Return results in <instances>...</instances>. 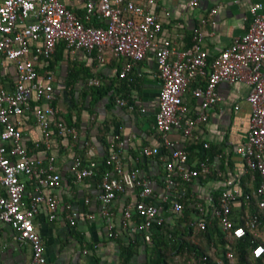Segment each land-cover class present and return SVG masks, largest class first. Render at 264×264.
<instances>
[{"label":"built area","instance_id":"obj_1","mask_svg":"<svg viewBox=\"0 0 264 264\" xmlns=\"http://www.w3.org/2000/svg\"><path fill=\"white\" fill-rule=\"evenodd\" d=\"M159 0H89L85 4V18L97 17L105 25L96 27L82 22L77 15L69 11L58 0H0V63L6 59L13 63L16 79L11 92L0 87V222L8 225L17 239L31 247V259L28 264H46L43 245L36 231L33 219L40 205L47 209V219L53 221L58 213L56 195L45 197L41 189H55L60 185L61 177L54 170V157L47 155L45 162L28 155L22 144V136L11 116L21 115L33 99L37 105L33 115L41 132L42 144L46 151L51 148L52 128L58 134L75 139L74 127L65 126L56 119L57 111L52 107V75L38 74L36 64L50 59L56 43L61 41L70 51H95L102 60L103 53L114 57H125L128 63L119 74L122 78L133 64L143 59L146 51L154 54L161 86L158 91L157 112L154 116V128L161 141L172 148L167 134L179 129L185 138H191L193 130L207 120L209 107L220 100L216 87L220 83L245 82L248 87L246 102L250 107L249 126L245 141L235 147V154L245 168L258 177V186L251 193L256 198L257 212L241 217L242 224L233 225L229 214L231 206L239 205L242 190L234 179L224 181L217 206H213L208 197L204 209L196 208L200 216L208 212L218 220L220 232L225 238L252 237L250 256L254 259L264 255V14L261 13L260 0H246L250 21L246 32L236 38L230 46L211 56L199 45V35L193 37L192 45L176 50L170 39L160 36L162 24L154 12ZM197 0H189V6H195ZM164 17L169 12L163 11ZM204 81L203 86L192 90V96L198 100L195 115L185 121L182 95L188 85L196 80ZM89 86H98L97 79H88ZM119 106L125 101L119 99ZM206 147V145H205ZM123 143L116 145L105 164L108 172L100 184V215H110V205L118 195L128 188L139 187V199L122 208L119 228L108 220L105 224V237L115 239L122 231L142 233V239L149 241L148 228L154 221H160L161 205L149 202L153 196L151 181L142 177L138 168L128 169L121 155ZM159 153L156 147L143 146L139 155L147 158ZM187 153L182 149L171 150V159L165 164L163 178L166 195L164 203L172 198L169 211L179 215L182 205L178 202L185 196L181 183L190 184L198 177L205 179L210 173L206 161L189 167ZM95 163H84L78 156L71 164L74 182L94 176ZM25 177L36 182L35 193L30 196L28 205L22 202ZM86 198L84 203H89ZM136 214L141 223L133 219ZM93 219V215L86 216ZM201 218V217H200ZM195 217V225L203 229L205 221ZM78 213L67 207L66 220L74 227ZM86 251H84L85 253ZM225 258L232 263L233 256L226 253ZM1 264V263H0ZM188 264V263H187ZM216 264H222L217 261Z\"/></svg>","mask_w":264,"mask_h":264},{"label":"crops","instance_id":"obj_2","mask_svg":"<svg viewBox=\"0 0 264 264\" xmlns=\"http://www.w3.org/2000/svg\"><path fill=\"white\" fill-rule=\"evenodd\" d=\"M58 1L82 22L96 27L105 25L95 16L86 20L85 4L89 0ZM260 2L261 13L264 14V0ZM164 10L169 12V16L164 17ZM154 12L161 20L160 36L170 39L176 50L189 48L193 37L199 35V45L211 56L218 54L243 35L250 21L246 0H197L195 6H189V0H159ZM62 45L59 44V47ZM59 47L50 59L36 64L38 74L52 75L53 92L50 105L56 109L59 118L66 119L71 113L74 119L76 113L71 110L72 104L69 100L72 98L78 101L81 98L82 92L89 86L88 79H97L104 95L91 109L88 108L90 97L85 98V106L78 116L79 130L73 140L74 144L67 145L64 142L59 151L57 148L51 152V148L46 151L41 143V132L33 109L45 103H37L31 99L28 108L21 115L11 116L10 120L20 131L22 144L28 155L42 163L47 155L53 156L54 170L61 177L60 185L55 189H41L45 197L53 194L57 196L59 208L56 219L49 221L46 206L41 204L33 224L41 238L46 264H118L119 246L105 237V224L110 220L119 228L122 208L135 200V188H128L118 195L110 205V215L106 218L100 215L98 196L101 182H96L93 177L85 178L79 183L74 182L70 168L75 157L74 150L82 154L84 163L98 162L101 159L105 149L101 142L97 141L95 134L99 125L106 124L107 141L120 140L123 143L121 155L126 167L138 168L141 175L150 177L154 192L151 200L154 199L161 207L165 204L163 197L166 192L161 188V183H158L164 173V164L160 156L161 139L154 128L157 96L161 86L154 54L148 49L143 59L133 64L131 70L120 78V72L128 63L125 57H114L106 51L100 60L95 51L88 54L81 50L70 51L65 45ZM71 69L77 71L78 80L73 85L72 96H69L64 89ZM15 79L13 63L2 59L0 87L11 92ZM203 85L204 81L198 79L190 83L184 91L181 113L183 121L195 115L198 100L192 96V90ZM216 91L220 100L209 107L207 120L193 130L191 138L183 137L179 129H173L167 134L171 149H183L186 141L192 140L196 142L195 146L198 147L200 155H206L204 161L208 164L212 177L194 179L186 185L190 189L191 199L205 205L211 194L220 192L225 180L233 178L240 189V184L254 188L256 175L247 170L235 154V147L245 141L249 126L250 107L245 100L248 87L245 82L220 83ZM119 99L125 101V106L118 105ZM91 122L95 123L91 132V146L84 148L86 131ZM50 144L55 147L52 138ZM143 146L158 148L157 159L154 156H140L139 151ZM198 150H193L192 164L199 161L196 155ZM132 153L140 157V166H137L131 157ZM21 180L25 185L22 202L28 205L30 196L35 193L36 182L25 177ZM181 186H184L183 183ZM86 198L90 200L87 204L84 203ZM67 207L78 213L74 228L81 233V242L71 234L73 227L69 226L66 220ZM167 208L163 214L169 212L170 209ZM89 214L93 215V219H87ZM123 239L126 240L125 236ZM31 254L30 245L19 241L11 228L0 222V263L28 264ZM145 259V255L140 251L129 264H145Z\"/></svg>","mask_w":264,"mask_h":264},{"label":"trees","instance_id":"obj_3","mask_svg":"<svg viewBox=\"0 0 264 264\" xmlns=\"http://www.w3.org/2000/svg\"><path fill=\"white\" fill-rule=\"evenodd\" d=\"M59 44H63V42L59 41L56 43L55 49L59 47ZM62 45V46H63ZM62 46H60L62 48ZM59 47V48H60ZM77 71L75 69H71L68 75V79L65 82V91L69 96H72V89L74 83L78 80ZM104 95L103 88L101 86L93 87L87 86L86 90L82 92L81 98L78 101H74L70 98V102L72 104V111H75L76 115L73 116L71 113L69 117L66 119H60L59 115H56V119H60L65 126L74 127L76 132L78 129V116L79 112L84 108L85 98L87 96L90 97V102L88 104V108L91 109L93 105L98 102ZM54 102L52 105L54 106ZM95 126L94 122H91L88 130L86 131V145L84 148L91 146L90 138L93 127ZM108 127L106 124H101L98 126L97 134L95 137L97 141L101 142L104 146V155L98 162L92 161L95 163L94 168V176L96 182H101L104 175L108 172V166L105 164V160L108 154L111 151L116 150V145L120 142V140H112L108 142L106 139V135ZM78 135V132H77ZM52 142L55 146L51 147V151L57 148L59 151L66 142L67 145L74 144L75 139L71 137H64L58 134V130L52 128ZM161 146V155L164 164V173L158 183H161V188H164L163 178L165 175V164L171 159V148L163 145V142L160 141ZM196 142L192 140L186 141L182 150L187 153V162L186 164L191 166H196L198 162L204 161L206 155H200L198 147L195 146ZM52 145V146H53ZM193 150H198L196 155L199 160L196 164H192V156ZM83 152L85 149L82 150ZM154 155V157H158ZM74 156H78L83 161V156L81 153H78L74 150ZM131 157L136 161V165L140 166V157L136 155V153H132ZM153 157V156H151ZM149 158V157H147ZM84 162V161H83ZM133 169V168H129ZM142 177H145L141 175ZM212 174L207 176V179L211 178ZM148 180L151 181L150 177ZM198 177L197 179H199ZM254 188H247L244 184H240L242 188V196L240 198L239 205L231 206L230 210V220L232 224L238 225L242 224L241 217L245 212L247 213H255L257 212L256 206V198L252 196V192L258 186V177L255 175ZM201 179V178H200ZM184 186L182 188L185 189V196L182 199H179L178 202L182 205V210L179 215H175L170 211L168 213L163 214L168 210L167 207L172 203V198L169 197V201L162 205V209L160 210L161 219L160 221H154L151 226L148 228L149 241L145 242L142 239V233H133L128 231H123L119 233L118 237L115 239H110L114 241L119 246V255H118V264H129L132 258L137 256L141 251L146 259L145 264H216L217 261H221L222 264H264V255L260 258H252L250 256L251 253V240L252 237L250 234H247L244 238L236 239L233 237L225 238L224 235L220 232L218 226V220L208 212L206 216H200L199 212L196 208L197 205H201L204 209L206 208L205 204H201V202L195 201L190 197V189L187 188V184L183 183ZM135 200L133 203L139 199V187H135ZM154 193V192H153ZM220 192H216L211 194V203L213 206H217L219 200ZM150 203L156 204L155 200H149ZM132 204V203H130ZM164 209V210H163ZM199 216L200 220H204V228L198 229L193 225L195 223V217ZM166 217V218H165ZM133 219L136 224L141 223V219L134 214ZM71 234L77 238L78 242L82 241L81 233L75 231L73 227L71 229ZM125 236V239H123ZM226 253H230L233 256V262L230 263L225 258Z\"/></svg>","mask_w":264,"mask_h":264}]
</instances>
